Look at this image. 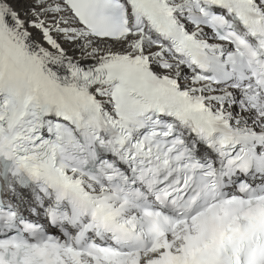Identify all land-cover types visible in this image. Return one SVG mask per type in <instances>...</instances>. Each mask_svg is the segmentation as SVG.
<instances>
[{"label": "snow or ice", "instance_id": "snow-or-ice-1", "mask_svg": "<svg viewBox=\"0 0 264 264\" xmlns=\"http://www.w3.org/2000/svg\"><path fill=\"white\" fill-rule=\"evenodd\" d=\"M0 264H264V0H0Z\"/></svg>", "mask_w": 264, "mask_h": 264}]
</instances>
